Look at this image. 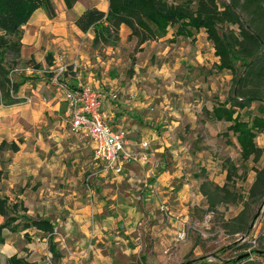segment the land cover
Returning <instances> with one entry per match:
<instances>
[{
  "label": "crops",
  "instance_id": "obj_1",
  "mask_svg": "<svg viewBox=\"0 0 264 264\" xmlns=\"http://www.w3.org/2000/svg\"><path fill=\"white\" fill-rule=\"evenodd\" d=\"M94 8L106 12L107 2L101 0ZM59 9L55 8L53 19L39 9L22 26L20 57L23 61L32 58L41 64L39 71L31 73H44L47 80L35 87L27 81L17 94L24 101L0 111V116H6L13 107L21 112L13 120L0 119V143L21 141L10 167L11 173L15 171L19 175L16 181L14 176V182L9 185L10 190L18 187V192L14 191V202H21L29 217L53 223V239L58 249L57 235L72 242L69 256L61 254L58 264H179L189 245L185 241L177 243L176 235L186 230L185 224L195 206L207 207L200 185L210 181L223 186L227 172L221 166L217 175L216 163L205 144L195 145L192 139L185 140L175 132L179 123L167 120L166 103L135 104L130 92L123 89H118L117 101L104 102L103 110L110 117L113 130L123 131L126 148L139 150L141 144H146L149 158L145 163L126 164L120 174L104 170L94 159L93 146L70 132L66 113L65 122L57 125L55 120L50 123L45 119L46 112L58 111L59 100L64 102L62 93L50 85L47 71L73 55L80 58L82 64H88L92 47V33H82L74 24L84 10L73 16L72 9L67 10L63 0ZM120 31L126 36L129 34L124 26ZM85 34L86 43L78 46L77 36ZM212 53L214 55V49ZM49 54L52 66L45 62ZM71 63L74 62L64 65ZM25 99L31 102L26 103ZM64 106L66 111L65 102ZM233 141L232 146L238 151ZM29 179L30 189H36L38 201H25L22 195L28 189ZM2 221L0 217V223ZM29 231L19 234L29 235ZM35 232L40 233L33 230ZM4 237L3 246L10 253L6 259L17 255L39 264H50L40 260V251L32 247H26L32 252L29 256L17 254L5 232ZM93 238L95 246L88 244ZM45 240L47 243L46 238L42 241ZM168 248L170 254L165 255ZM50 255L48 249L46 256ZM0 264H3L1 258Z\"/></svg>",
  "mask_w": 264,
  "mask_h": 264
},
{
  "label": "trees",
  "instance_id": "obj_2",
  "mask_svg": "<svg viewBox=\"0 0 264 264\" xmlns=\"http://www.w3.org/2000/svg\"><path fill=\"white\" fill-rule=\"evenodd\" d=\"M106 12L94 7L86 8L74 21L82 33H92V49L115 48L120 43V28L129 30L128 40H135V50H141L147 42L165 38L171 31V43L179 39L195 41L196 35L205 34L212 44L214 57L218 62L217 72H229L231 88L228 98L215 103L206 112L210 121L226 124L220 137L226 146L238 145L241 165L251 160L257 164L263 149L256 144L257 137L264 132V0H184L180 3L169 0H106ZM66 9L71 10L77 0H63ZM43 10L46 17L56 16L52 0H0V105L4 107L22 103L18 90L28 77L12 80L11 72L21 68L34 71L41 64L20 57L22 47V26L37 10ZM45 62L52 66L51 55ZM50 77V73H46ZM3 140L0 156L17 153L19 143ZM226 170L223 186L210 181L200 185V192L206 199L207 210L214 212L218 207L229 205L240 207L239 213L225 221L222 229L227 235L247 236L255 220L256 209L264 203V164L252 167L254 180L247 194L243 195L235 183L241 166L229 158L222 162ZM4 172L0 170V179ZM244 178V177H243ZM21 202L9 203L0 197V245L5 243L4 232L15 234L36 230L47 239L52 264H58L61 253L54 243V226L50 220L32 218ZM215 213V212H214ZM30 240L27 233L23 235ZM257 245L244 242L236 250L250 249L239 253L234 261L239 264L252 255L264 258V232L254 240ZM7 264H39L28 258L12 255Z\"/></svg>",
  "mask_w": 264,
  "mask_h": 264
},
{
  "label": "rangeland",
  "instance_id": "obj_3",
  "mask_svg": "<svg viewBox=\"0 0 264 264\" xmlns=\"http://www.w3.org/2000/svg\"><path fill=\"white\" fill-rule=\"evenodd\" d=\"M55 8L59 11L61 0H52ZM59 1V2H57ZM107 2L106 0H103ZM170 2L180 3L184 0H169ZM101 0H77L76 6L72 9L71 14L78 16L86 8L99 5ZM107 10V9H106ZM129 31V30H128ZM86 34L77 36L78 46H84L87 41ZM171 31L165 38L158 41L145 43L141 50H135V40H128L125 32L120 31L122 41L115 48H103L94 50L91 47L88 54V64H82L80 58L74 55L70 59L61 63H69L74 66V72H71V78H65L64 82L73 85L81 82L89 85L92 89L107 90L113 88L117 91L123 89L129 91L131 101L135 104L151 102L152 105L164 102L167 106V120L178 122L175 132L183 139L189 140L196 145H204L213 157L216 163L214 168L217 175L224 159L229 158L237 166H241L238 175L235 177V183L243 195L247 194L249 187L254 180V171L252 167L260 168L264 164V132L256 139V144L263 149V155L257 164L251 160L241 165L238 151L234 146H227L220 137L225 131L226 124L217 123L208 120L206 112H209L212 106L218 101H224L228 98L231 88V75L229 72H217L214 68L215 61L212 53V44L206 39L203 33L197 34L195 41L179 39L171 43ZM21 66L17 71L10 75L12 80H18L20 77L30 78L32 87L37 86L40 82L47 80L44 73L35 75L24 72ZM51 85V84H50ZM76 85V84H75ZM52 86V85H51ZM55 88V87H54ZM56 93V92H55ZM58 93V92H57ZM27 103V102H26ZM59 108L53 114L46 112L45 119L55 124L65 122L64 102L59 100ZM0 105V111L5 110ZM23 106V105H22ZM18 107V106H17ZM19 108H12L6 116H0V119L13 120L20 115ZM184 125V126H183ZM68 129V128H67ZM14 153H5L0 156V170L4 176L0 179V197H6L9 203L16 199L18 187L9 188V185L19 177L15 171L11 173V165L14 160ZM244 177V178H243ZM30 179L28 180V184ZM28 189L22 195L25 201H38L36 189ZM6 191V192H5ZM6 194V195H5ZM240 207L229 205L220 206L215 210L212 219L205 224V216L208 212L207 207L200 204L195 206L190 219L187 220L186 239L189 250L179 264H226L234 261L239 253H248L251 248H255V239L264 232V203L256 209L255 220L252 224L250 233L247 236L227 235L222 229L225 221L236 216ZM30 240H26L22 234H7L8 243L12 246L17 254L29 256L26 247H32L40 251V260L52 264V257L46 256L48 245L43 240L40 233L29 231ZM57 233H59L57 231ZM58 246L64 257L69 256L72 242L57 235ZM244 242L251 244V248L236 250L238 244ZM183 243V244H184ZM89 245L95 246V239H90ZM97 245H100L99 243ZM6 246L0 245V258L3 264H7L8 256ZM10 254V253H9ZM27 258V257H26ZM239 264H264V258L252 255L249 259Z\"/></svg>",
  "mask_w": 264,
  "mask_h": 264
},
{
  "label": "built area",
  "instance_id": "obj_4",
  "mask_svg": "<svg viewBox=\"0 0 264 264\" xmlns=\"http://www.w3.org/2000/svg\"><path fill=\"white\" fill-rule=\"evenodd\" d=\"M74 66L76 65H60L47 71L50 73L49 83L63 95L66 105L65 113L70 121V132L81 136L93 146L94 159L108 172L120 174L126 164L145 163L149 158L147 145L141 144L139 150H128L125 146L123 131L113 130L110 117L103 110L105 101L118 100L117 91L113 88L96 90L81 82H77L74 87L66 84L64 79L74 72ZM22 70L27 73L33 71L30 68ZM25 102L30 103L31 100L25 99ZM213 215H215L214 212L208 211L204 223L207 224ZM185 239L184 228L177 233L176 242L180 243ZM164 254L169 255L170 249H166Z\"/></svg>",
  "mask_w": 264,
  "mask_h": 264
}]
</instances>
